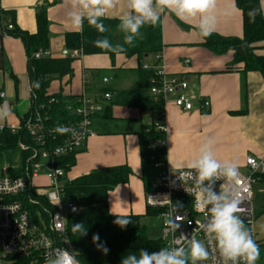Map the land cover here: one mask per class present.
<instances>
[{
    "label": "crops",
    "instance_id": "1",
    "mask_svg": "<svg viewBox=\"0 0 264 264\" xmlns=\"http://www.w3.org/2000/svg\"><path fill=\"white\" fill-rule=\"evenodd\" d=\"M74 0H0V9L6 17L0 20V104L8 105V115L0 118V126H20L33 106L26 45L21 37L3 32L7 20L29 34L38 29L37 14L46 9L50 24V57H66V35L82 31L73 27L68 13ZM264 15V0H260ZM127 0H114V6L104 17H121L127 12ZM161 21V36L164 47L162 61L167 71L185 77L189 91L210 101L209 109L182 111L173 103L163 112H143L134 105L120 103L118 93L138 90V70L142 64H156L153 55L128 57L125 53L111 56L109 53H82L72 62L73 71L50 82L48 93L78 97L86 92L103 104L92 123L95 136L76 154V164L68 171V178L75 179L96 168L128 165L131 176L127 183L115 186L108 193L107 202L112 214L145 216L147 205L144 176L153 174L149 165L143 164L140 153V133L146 125L161 117L167 126L166 156L170 167L182 169L196 158L199 148L211 142L215 158L221 164L235 163L243 172L249 155L264 156V78L258 72L245 74L246 88L240 71H226L233 52L218 55L201 43L203 36L197 24L199 16L179 20L170 11L158 13ZM216 23L211 32L223 36H239L243 33V15L235 0H215ZM257 54L264 55V42H260ZM42 49V48H40ZM190 60L186 64L185 60ZM107 79L104 82L103 79ZM111 94L109 101L102 94ZM40 183H46L44 177ZM151 180V186H153ZM254 208L257 222L259 249L263 246L264 234V176L253 187Z\"/></svg>",
    "mask_w": 264,
    "mask_h": 264
},
{
    "label": "trees",
    "instance_id": "2",
    "mask_svg": "<svg viewBox=\"0 0 264 264\" xmlns=\"http://www.w3.org/2000/svg\"><path fill=\"white\" fill-rule=\"evenodd\" d=\"M243 15V35L223 36L216 32H210L203 36L201 43L208 50L224 55L232 51L233 58L228 63L226 71H240L242 73L243 85L246 88L245 74L247 72H259L264 78V55L257 54L259 43L264 42V15L260 0H235ZM250 13L252 15L250 16ZM5 11L0 9V20L6 16ZM38 29L35 33L29 34L20 29L9 31L14 36L21 37L26 45L27 55H29L28 70L32 84V92L36 97L33 99V106L23 122L34 113L36 107H43L42 114L48 117L45 128L59 126L78 119L73 109L76 108L78 97H68L61 94L48 93L50 82L55 78H62L73 71L72 59L70 56L52 58L50 56L37 59L34 53L42 49H48L50 24L48 22L47 11L42 9L37 14ZM106 31L98 32L94 26H90L85 19L82 31L71 32L66 35L67 47L69 49H81L86 55L93 53H106L114 56L125 53L128 57L161 53L164 47L163 36H161L160 17L155 24H145L139 30V34L131 44L124 40L125 33L120 28V19L100 18ZM99 39H107L113 47L119 46V51L102 49L94 42ZM154 75V70H145L140 67L138 70L139 89L124 90L118 93L119 102L134 105L143 112L155 114L162 111V101L155 99L149 94L151 86L150 79ZM38 84V87L36 86ZM70 106L71 108H69ZM161 133L157 130L155 122L146 125L140 133V153L144 165L150 164L152 141L159 139ZM62 137L56 135L48 139L51 146L60 144ZM24 142L28 149L20 148L19 143ZM38 146L26 129L13 133L5 128L0 131V169L6 164L13 175H19L24 170L28 158L33 154V150ZM160 156L166 155L165 149L157 151ZM76 154L70 153L66 156L56 158V166L61 168L66 174L65 200L73 201L78 205V212L67 216V232L69 233L70 245L73 248L76 258L81 264H120L123 256L132 253L138 255L139 249H144L149 253L162 247V240L152 239L148 235V226L145 217H157V212L147 208L145 216L134 214L119 215L127 219L129 223L123 228L114 224L117 214H111L107 202L108 193L115 186L127 183L132 172L128 165L96 168L88 174L81 175L75 179L68 178V171L76 164ZM166 159V156H165ZM152 167V166H151ZM153 169V168H152ZM154 171V170H153ZM156 172L144 176L147 191L153 190L151 180L155 181ZM154 184V182H153ZM43 204L46 201L40 198ZM47 205V204H46ZM41 207L35 205L32 210L37 212ZM80 224L82 229L73 231L72 225ZM85 231L84 233H82ZM82 233V234H81ZM98 234L100 241L104 242L109 249L105 255L97 250L92 242V236Z\"/></svg>",
    "mask_w": 264,
    "mask_h": 264
},
{
    "label": "built area",
    "instance_id": "3",
    "mask_svg": "<svg viewBox=\"0 0 264 264\" xmlns=\"http://www.w3.org/2000/svg\"><path fill=\"white\" fill-rule=\"evenodd\" d=\"M5 25V34L15 28L11 20H7ZM65 54L77 59L82 53L78 48ZM34 56L41 59L50 56V52L48 49H39ZM154 57L156 64L152 66L144 63L141 67L154 70L150 79L149 94L162 101V110L169 103H173L182 111L209 109L210 101L201 95L192 94L189 91V82L184 76L171 74L165 64H159L163 59L162 53H157ZM185 63H190V60H185ZM103 81L107 82V79ZM35 97L32 92V99ZM102 97L109 101L111 94L105 92ZM78 98L79 105L73 109L78 119L74 122L46 129L45 122L48 117L42 114L41 106L36 107L34 113L20 126H0V131L7 128L13 133L26 129L38 144L19 175H13L8 165L0 169V264H47L58 248L74 252L67 232V216L77 213L79 208L73 201L65 200L66 174L56 166V158L79 152L87 141L95 136L93 119L103 109L102 102L90 97L85 91ZM155 126L162 136L150 144V164L157 176L153 190L146 192L145 201L147 208L156 211L161 220V248L184 246L187 238L194 237L204 242L209 253L208 259L200 264H221L215 242L211 238L205 239L199 227L206 217L204 212L196 210L195 198L189 194L194 187V179L180 175L189 171L188 167L174 169L169 166L167 156L163 159L157 152L159 149L166 150L167 147V126L164 118L156 120ZM58 127L64 128L65 131L57 132ZM56 135L61 136L62 141L56 146H51L48 139ZM18 145L23 149L29 148L24 142ZM245 167L248 168L246 173L237 167L239 183L234 185V190L240 194L241 199L240 211L237 214L259 248L253 187L258 178L264 176V156H247ZM40 177H44L46 183H40ZM220 183L216 181L214 190L219 189ZM40 198H43L47 205L43 204ZM35 205L41 207L37 212L32 210ZM171 212V219L180 224V228L175 231L165 224V217ZM257 261L258 258L255 264H258Z\"/></svg>",
    "mask_w": 264,
    "mask_h": 264
},
{
    "label": "clouds",
    "instance_id": "4",
    "mask_svg": "<svg viewBox=\"0 0 264 264\" xmlns=\"http://www.w3.org/2000/svg\"><path fill=\"white\" fill-rule=\"evenodd\" d=\"M113 6L114 0H74L72 7L79 10L70 11L68 17L73 27H80L86 19L90 26L102 33L106 29L100 18ZM127 9L120 19L119 28L125 33L124 40L128 44L133 42L142 26L158 21L159 12L170 11L181 21L199 16L197 28L202 36L209 35L216 23L215 0H127ZM94 44L114 52L120 50L119 46L113 47L107 39L96 40ZM7 115L8 105L5 102L0 104V118ZM56 131L64 132L65 129L58 127ZM188 169L189 171L180 175L194 179V187L189 194L195 198L196 210L204 212L206 217L199 227L205 239L211 238L215 242L221 264H255L259 256L258 248L237 214L241 199L240 194L234 190V185L239 183L236 164L218 162L211 142H207L199 148L198 155L188 164ZM216 181L221 182L218 190L213 187ZM171 216L172 212L165 217V224L175 231L180 228V224L171 219ZM113 223L123 228L129 221L118 215ZM82 227L80 224L72 225V230L79 231ZM92 242L105 255L109 252L98 234L92 236ZM208 255L204 242L190 237L184 246H169L151 253L139 249L138 255L129 253L123 256L120 264H200L208 259ZM47 264L79 262L74 252L58 248Z\"/></svg>",
    "mask_w": 264,
    "mask_h": 264
},
{
    "label": "rangeland",
    "instance_id": "5",
    "mask_svg": "<svg viewBox=\"0 0 264 264\" xmlns=\"http://www.w3.org/2000/svg\"><path fill=\"white\" fill-rule=\"evenodd\" d=\"M149 168H150V171H152V173H153L154 171H153L152 167L150 166ZM65 214H67V211L65 212ZM144 220L148 226L147 231H148L149 237L152 239L161 238L162 237L161 220L159 219V217H145ZM255 228L258 229L257 228V222H255ZM260 237L263 239L264 234H263V236L261 235ZM258 252H259V256H258L257 262H258V264H264V239H263V246L259 249Z\"/></svg>",
    "mask_w": 264,
    "mask_h": 264
}]
</instances>
